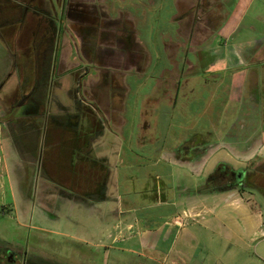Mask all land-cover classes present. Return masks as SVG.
Segmentation results:
<instances>
[{
	"label": "rangeland",
	"instance_id": "374dc122",
	"mask_svg": "<svg viewBox=\"0 0 264 264\" xmlns=\"http://www.w3.org/2000/svg\"><path fill=\"white\" fill-rule=\"evenodd\" d=\"M45 5L53 11L48 0ZM199 5L193 37H188L189 31L180 26L176 36H169L168 31V36L162 33V37H157L155 49L150 47L155 66L153 75L160 67L159 59H155L156 49L160 48L161 52L165 39L178 43L177 52L172 55L177 65L170 67L163 76L156 73V77L161 76L158 78L160 84L154 83L156 80L150 84L146 77L143 81L145 88L138 92L140 97L137 95L143 104L154 93L161 96L173 93L174 78L180 73L179 65L184 59L186 61L182 49L187 39L195 52L188 63L193 67L191 72L199 68L200 62L204 67L201 68L207 69L206 86H202L198 79H185L190 86L182 91L185 96L179 97L176 109L172 111L171 100H168L169 104L161 101L157 113H160L158 128L162 131L157 139L160 144L153 147L149 142L152 133L151 138L144 136L141 127L143 121L148 126L157 124L156 119L149 116L153 113L148 110L152 100L147 102L145 116L131 113V119L138 121L134 127L136 132H130L126 140L131 143L128 145L131 150L129 158H125L121 139L108 131L98 138H91L92 148L77 151L69 142L67 133L63 137L57 131H50L49 135L47 130L42 133L46 125L43 120L39 123L40 135L36 131L31 139L32 153L27 152L26 146L19 141L26 158L7 139H1L0 150L8 175H0V237L20 249L28 247L30 253L51 264H158V261L160 264H175L169 259L157 262L142 259L140 253L145 250L138 235L139 230H145L147 226L157 227L161 223L159 215H165L164 221L171 220L169 213L173 211V216L175 212L182 215L181 222L186 231L181 238L173 234L169 240L163 241L162 257L177 240V246L183 251L177 256L184 259H177L178 264H264L263 194L255 192L250 195L247 192L241 196L232 190L213 196L182 191V195L177 193L172 197L178 207L168 209L158 205L159 215H156L155 209L144 210L143 205L149 202L139 194L141 180L133 181L138 175H147L150 171L169 179L180 177L191 187L202 183L221 162L234 170L264 163V0H202ZM36 26L37 19H32L29 29L21 35L23 44L30 43L31 30ZM174 33L173 30L171 34ZM196 51H202L201 57V52L196 55ZM7 54L1 65L6 70L10 64V55ZM25 55L24 49H18V61L24 60ZM212 59H219L215 61L220 64L217 68ZM73 81L70 73L52 81L51 101L48 103L54 123H66L67 115L76 112L73 97L77 86ZM17 82L18 79L13 77L7 89L11 91ZM2 95L7 97L4 102L7 106L9 94ZM80 122L89 126L90 117L86 116ZM114 127L119 128L118 125ZM82 128L85 129L83 125ZM185 141L200 143L197 161L182 163L174 158L176 147ZM136 150L141 153L137 154ZM83 151L86 155L92 151V157L105 162L109 175H112L104 199L77 193L79 180L75 175L80 174L74 165L70 166L69 160L71 157V162L77 163ZM2 171L4 169H0ZM199 175H202V182ZM133 176L137 178L129 180ZM60 179L67 180L66 188L62 187ZM196 205H200L198 209H190V214L186 212L185 216L183 207ZM241 206L248 208L245 210ZM164 209L167 210L164 212ZM197 212L198 215L194 214ZM179 233H182L181 229ZM146 239L143 237L144 242L149 241Z\"/></svg>",
	"mask_w": 264,
	"mask_h": 264
},
{
	"label": "flooded vegetation",
	"instance_id": "af4514ba",
	"mask_svg": "<svg viewBox=\"0 0 264 264\" xmlns=\"http://www.w3.org/2000/svg\"><path fill=\"white\" fill-rule=\"evenodd\" d=\"M41 1L42 3H37L36 0H0V146L1 139L5 138L26 158L21 143L26 146L27 152L32 153L31 139L35 137L36 131L40 135L39 123L42 120L46 124L42 133L47 130L49 135L50 131H57L62 137L67 133L69 142L74 145L80 142L77 132L98 138L105 131L113 130L114 125L129 124L128 132L134 134L138 119L132 120L131 113H136L134 116H145L149 100L153 101L148 106V110L153 112L149 116L154 117L157 124L148 126V123L143 121L141 127L145 131L144 136L150 137L152 133L153 138L149 142L153 147L160 144L158 142L161 141L157 139L162 131L158 128L160 119L157 116H160V113H157L162 105L161 101L169 104L168 100H171L173 111L179 97L185 96L182 91L190 86L189 81L186 83L185 79H198L202 86H206L208 81L205 80L207 73L206 69L201 68V62L193 73V67L188 66L195 53L189 39L182 49V56L186 58L187 63L184 59L179 65L180 73L174 78L173 93L168 96L154 93L148 96L143 104L138 101L141 95L138 92L145 88L143 81L148 76V83L156 80L154 83L160 84L156 73L163 76L170 67H176L172 55L176 54L178 43H164L165 47L161 52L160 48L156 49L155 59H159L160 67L153 75V53L138 39L140 35L127 8V0H48L53 11L47 9L45 0ZM201 1L163 0L155 11L156 17H163L159 23L161 33L168 31L169 36H176L181 26V29L189 31L188 37H193L194 21L200 11ZM32 19H37V26L31 30L30 43L23 44L21 35L25 29H29ZM169 28L172 30L169 31ZM14 29L16 31L10 36ZM173 30L175 33L171 34ZM18 49H24V60L18 61ZM7 52L10 55L8 70L6 67L1 68ZM198 52H201V57L202 51H196V55ZM68 73L73 74V84L75 82L77 86L73 97L76 112L67 115L71 125L54 123L49 114L48 103L51 101L49 91L52 81ZM13 77H16L18 82L9 91L7 84ZM170 90L172 91V88ZM3 93L9 94L7 106L4 103L7 102V97L3 96ZM184 99L186 100V97ZM86 116L90 117V127L80 122ZM148 131L149 134L146 133ZM137 141L139 142V139ZM199 148V142L185 141L176 147L173 156L182 163H192L198 160ZM136 153L141 151L136 150ZM2 156L0 150V169H4L0 175H8ZM161 176L150 171L147 175H139L142 187L139 194L145 198V202H149L143 205L144 210L150 211L149 207L155 203L173 204L176 201H173L172 197L177 193L182 195V191L193 195L215 196L235 190L241 196L247 192L250 195L255 192L264 195V163H256L252 168L238 170H234L225 162L218 163L205 176L203 182L202 175H199L202 183L197 184V187L188 186L187 181L180 177L169 179ZM159 262L161 263L158 261V264ZM0 264L51 263L30 253L28 247L20 249L0 237Z\"/></svg>",
	"mask_w": 264,
	"mask_h": 264
},
{
	"label": "crops",
	"instance_id": "0c3cea01",
	"mask_svg": "<svg viewBox=\"0 0 264 264\" xmlns=\"http://www.w3.org/2000/svg\"><path fill=\"white\" fill-rule=\"evenodd\" d=\"M126 5H127L128 10L131 13V17H133L135 20V23H136V26L138 29V33L140 35L138 38L139 41L146 48L155 49V45L158 44V38L160 36L161 37L163 36L161 33L160 25H159V23L161 22V19H163V17H161V16L156 17V15H155L156 8L161 6L159 0H127ZM166 35L168 36L169 34L166 33ZM167 40H170V39H165L164 42L166 44H171V40H170V43H167L168 42ZM172 41L175 42L174 40H172ZM207 49H205V51L209 52ZM226 56H229V54H227ZM230 58H232V57H229V59ZM218 60L219 59L213 61L214 64L216 63L215 68H217V66L220 65L218 62H215ZM262 67H264V64H262ZM208 70H210V69L208 68ZM118 126H119V128L113 126V130L108 131V132L111 133L112 135H114L116 138L121 139L122 142L121 141L120 142L122 143V147L124 146L123 148L126 151L125 158L126 157L129 158L130 157L129 154L131 153V150H130L131 143H130V141L128 143L126 140L128 138V135H129L128 130H129L130 126H129V124L128 125L127 124L126 125L120 124ZM123 132H124V134H123ZM113 140L115 141V139H113ZM111 145H113V144H111ZM128 145H130V146H128ZM112 150H114V149H112ZM118 154H120V153L118 152ZM155 173H157V172H154V174ZM111 176L112 175H108L107 184L110 182ZM133 177L137 178V176H133ZM161 177H163V175ZM129 180H131V177L129 178ZM135 180L140 181L141 179H139V177H138L137 179H134V181ZM106 190H107V187H106ZM158 205H163V204H156V203L152 204L149 207L150 211L152 209L156 210ZM200 205L192 206L190 208L183 207V210H184L183 212L185 213V216H186V212H189V214H190V209H198L197 207H199ZM178 206L179 205L177 202H175L173 204H169V205H167V204L164 205V207H166L168 209L172 208V207L176 208ZM202 206H204V205H202ZM241 207H243L244 209L248 208L247 206H241ZM166 210L167 209H164V212ZM156 212H157L156 215H159L157 210H156ZM194 214L198 215L199 212L194 213ZM164 216H165L164 214L159 215L160 218L158 220H161V223L157 227H153V226L148 227L147 226V228L145 230H142V231L139 230L138 235L140 236V238H142L141 244H142V248L145 250L144 252L140 253V256H142L141 257L142 259H154V260L155 259L156 260L169 259L171 261H175V264H178L176 261H177V259H181V257L177 256V255L183 253V251L181 250V248H179V246H177L178 245L177 240H175V242H174L175 245L172 246V248L168 251L167 255H165L164 257H162V255H161L162 252H164L161 244L163 243V241L169 240L173 234H178L176 236V238H181L182 235L186 231L185 225L181 222V219H182L181 214L178 215V213L175 212V216H173V211H170L169 216H172V218H171V220H167V221H164V219H165ZM158 220H156V221H158ZM179 229L182 230L181 234L179 233ZM143 237L147 238L146 240H149V241L144 242ZM154 238H156V239H154ZM146 250H148V251H146ZM181 261H184V259H181ZM170 264H172V262H170Z\"/></svg>",
	"mask_w": 264,
	"mask_h": 264
},
{
	"label": "trees",
	"instance_id": "16d2710c",
	"mask_svg": "<svg viewBox=\"0 0 264 264\" xmlns=\"http://www.w3.org/2000/svg\"><path fill=\"white\" fill-rule=\"evenodd\" d=\"M66 124L71 125V123H69L68 120ZM77 133L80 135V142L74 145L77 151L82 150V148L86 149L88 147H91L90 134L80 133V132ZM81 153L82 154L79 155L80 159L79 161H77V163H75L74 161L72 163L71 157L69 160L70 166L72 167L74 165V168L76 169V171H79L80 174V175H75V177H77L79 180L77 182V193L79 195H85L89 197L100 196L101 197L100 199L106 198L105 195L106 186L109 175L107 165L105 164V162L101 161V159H96V157H92L93 156L92 151L91 153L89 152L88 155H86L84 151ZM53 176L55 177L56 175ZM64 176L66 177L68 176L70 178V176L73 175H64ZM49 177L52 178L51 176ZM55 178L57 179V177ZM53 181L55 180L53 179ZM60 181L62 180L60 179ZM62 182H63L62 187H65L66 185L64 184L65 182H67V180Z\"/></svg>",
	"mask_w": 264,
	"mask_h": 264
}]
</instances>
